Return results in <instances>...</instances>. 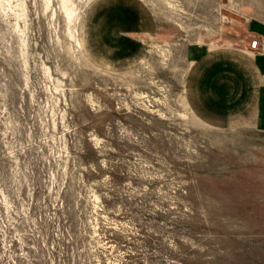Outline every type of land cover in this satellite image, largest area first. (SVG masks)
Wrapping results in <instances>:
<instances>
[{"label": "rangeland", "instance_id": "obj_1", "mask_svg": "<svg viewBox=\"0 0 264 264\" xmlns=\"http://www.w3.org/2000/svg\"><path fill=\"white\" fill-rule=\"evenodd\" d=\"M5 1L0 264H264V133L197 110L182 58L249 54L264 0H71L146 16L109 52L81 18L75 47L60 0Z\"/></svg>", "mask_w": 264, "mask_h": 264}, {"label": "crops", "instance_id": "obj_2", "mask_svg": "<svg viewBox=\"0 0 264 264\" xmlns=\"http://www.w3.org/2000/svg\"><path fill=\"white\" fill-rule=\"evenodd\" d=\"M120 10L116 4L101 3L80 17V35L85 49L91 50L95 44V47L109 52V45L103 44V38L112 41L126 39L127 36L135 38L134 31L143 29L149 34L150 24L145 15L143 24L134 18L125 23L126 17ZM102 22L106 29L99 30L98 24ZM253 23L264 30L263 20L251 18L247 21V38L263 41L264 32H253ZM110 26L112 28H108ZM97 37L100 39L95 43ZM248 51L249 54L242 55L231 50L213 49L206 43L187 44L182 53L186 65L185 92L197 110L204 105L201 111L212 113V120L264 133V55Z\"/></svg>", "mask_w": 264, "mask_h": 264}, {"label": "bare ground", "instance_id": "obj_3", "mask_svg": "<svg viewBox=\"0 0 264 264\" xmlns=\"http://www.w3.org/2000/svg\"><path fill=\"white\" fill-rule=\"evenodd\" d=\"M166 1L170 5V7L174 6L170 2L171 0H166ZM51 2H52V0H44V3L47 7L50 6ZM60 2H61L62 8L65 12V15H66V18L68 21V36L73 41L75 47L78 50H82L81 41H80L79 36H78V34H79L78 24H79L80 17H81V10H80V8L76 7L71 0H60ZM7 3H8V5H7L8 8H10V10H11L12 6L9 4L8 1H5V0H0V9H6ZM19 6L21 7V9L23 11L26 9L24 3L20 4Z\"/></svg>", "mask_w": 264, "mask_h": 264}, {"label": "built area", "instance_id": "obj_4", "mask_svg": "<svg viewBox=\"0 0 264 264\" xmlns=\"http://www.w3.org/2000/svg\"><path fill=\"white\" fill-rule=\"evenodd\" d=\"M250 49L259 55H264V40L261 41L259 38L252 39L250 41Z\"/></svg>", "mask_w": 264, "mask_h": 264}]
</instances>
